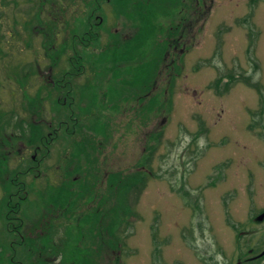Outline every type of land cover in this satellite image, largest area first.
Segmentation results:
<instances>
[{"label": "rangeland", "instance_id": "obj_1", "mask_svg": "<svg viewBox=\"0 0 264 264\" xmlns=\"http://www.w3.org/2000/svg\"><path fill=\"white\" fill-rule=\"evenodd\" d=\"M16 1L18 6L12 8ZM212 2V8L204 10L211 12V17L206 18L203 27H197L199 41L187 43L178 52L183 54L182 58L178 57L182 71L174 86L171 105L144 116L146 111L141 105L130 100L129 107L133 108L134 103L139 119H132L133 111H126L125 107L121 115L115 113L113 118L122 126L115 130L108 127L112 131L107 133L112 138L102 158L104 180L113 171H126L135 165L143 153V157L147 154L151 133L162 131L155 150L150 148L148 154V158L152 155L156 176L148 178L140 198L135 200L136 216L129 226L124 223L119 228V236L126 242L115 255L121 264H264V0ZM32 4L33 0H0V108L14 110L16 114L22 110L19 105L11 108L16 106L10 104L14 99L12 86L16 88L11 73L17 74V82L21 79L19 71L22 77L27 73L26 69L19 68L31 65L36 79L29 80L28 88L33 90L36 82L45 83L41 73L45 67L53 68L51 59L36 57V52L44 53L43 36L35 29L37 21L31 19L37 11L36 7L31 10ZM48 11L49 7L42 14ZM44 14L41 19L46 21ZM103 20L101 17L96 24ZM169 26L155 42L150 40L153 45L157 42L155 47L159 52L170 41ZM27 39L34 49L24 45ZM131 50L130 56H142L151 64V58L157 56L151 53L152 49L144 48V55L141 51L134 52V47ZM119 57L108 59L107 63ZM121 58L125 61L121 67L127 68L130 60L120 57L119 62ZM162 62L163 59L155 66L162 67ZM166 64L169 61L163 66L162 74ZM105 70L106 64L99 72ZM127 76L125 69L113 83H108L106 77L96 87L93 81L92 89L86 91L78 109L94 107L99 116L92 120L101 117V124L105 126L113 117L109 112L119 94L133 95L130 92L134 91L149 102L157 90L156 94L161 96L160 90L165 88V81L158 82V79L149 92L148 83L121 88ZM219 78L222 80L216 89L214 85ZM17 87L19 103L22 87ZM24 116L29 117L25 113ZM30 119L35 121L36 116ZM50 119L51 114L43 118ZM82 121L91 124V121ZM20 147L27 158L30 151ZM10 150L1 157L8 160V167L12 169L15 154ZM53 171L51 168L48 174L52 175ZM3 196L0 186V201ZM1 224L2 220L0 229ZM6 240L1 232L0 244ZM2 252L10 256L0 245Z\"/></svg>", "mask_w": 264, "mask_h": 264}, {"label": "trees", "instance_id": "obj_2", "mask_svg": "<svg viewBox=\"0 0 264 264\" xmlns=\"http://www.w3.org/2000/svg\"><path fill=\"white\" fill-rule=\"evenodd\" d=\"M113 2L33 0L31 10L36 7L37 11L31 19L37 21L35 29L43 36L44 51L43 54L36 52V57L51 59L53 68L49 69H53L52 78L55 83L47 84L43 77L45 83L38 85L36 82L35 88L29 90V80L36 78L31 65L25 64L19 68L27 70L25 77L19 71L21 79L16 82L17 74L11 73L16 88L17 85L22 87V99L18 103L19 91L12 86L11 95L14 94V99L10 104L16 106L11 108L19 105L22 112L16 114L14 110L0 108V186L4 195L0 201V220L3 222L0 233L3 232V239H7L5 244L0 245L10 254L4 256L2 252L0 264H121V259L115 255L126 242L120 238L119 228L124 223L128 225L136 216L133 211L135 200L140 198L148 178L156 176L152 169V155L148 158V154L150 148L155 150V142L162 131L151 133L147 154L143 157V153L135 165L126 171H113L104 180L102 158L112 138L107 131L122 125L113 119L103 126L101 117L96 121L87 119L91 124L83 122L82 115L87 112L78 109L79 102L86 96V91L92 89L93 81L96 87L106 77L108 83H113L125 69L128 70V76L121 82V88L148 83L146 90L149 92L152 89L150 82L157 78L158 72L169 61L163 73L165 88L160 90L163 92L161 96L156 94L157 90L148 102L132 91L130 94L133 95L119 94L112 107V111L120 114L125 107L126 111L130 109L134 113L132 119L140 117L134 106L136 102L146 111L144 116L161 111L162 106L171 102L177 77L182 71L178 57L182 58L183 54L178 52L187 43L182 47L177 42L168 46L171 42L167 41L166 49L162 48L159 52L155 47L157 42L154 45L153 42L164 34L168 27L163 26V22L169 19L172 20L168 35L174 40L176 31L183 26L179 23L183 21L186 12L191 13V9L183 0H152V4L148 5L144 2L138 4L137 0ZM17 6L18 1L12 8ZM48 7L49 11L43 13L46 21H43L42 12ZM105 7L110 20L118 19L122 14L138 21L141 27L134 38L132 36L121 41L117 34L111 33L113 26L106 27V20L96 24L103 17L102 10ZM24 45L34 49L30 39ZM133 47L134 52L141 51L143 55L144 48L148 51L152 49L151 53L157 55L150 60L153 64L142 56H130ZM165 54L170 56L169 59L157 68L155 65ZM119 56L130 60L127 68L121 67L125 61L121 58L119 62ZM113 57L119 58L107 63ZM142 58L144 60L139 62ZM92 61L95 62L94 66ZM105 64L106 70L99 72ZM171 73H174L173 76H170ZM168 80L170 85L166 84ZM221 80H216V89H219ZM230 80L233 79L230 77ZM130 100H134L133 108L129 107ZM165 107L168 108L167 105ZM24 113L29 117L24 116ZM48 114H51V122L43 120L48 118ZM34 115L36 120L31 121ZM108 127L112 130H108ZM100 136H104L102 141ZM21 145L24 150L30 151L27 158L20 150ZM9 150L15 154L12 169L8 167V160L1 157V154ZM141 166L144 170L140 169ZM51 168L54 171L49 175ZM39 213L44 215L36 218L39 215H35ZM41 220L49 224L46 232L37 237L29 236L27 232L31 226L27 222H34L32 227H38ZM60 231L63 233L60 234Z\"/></svg>", "mask_w": 264, "mask_h": 264}, {"label": "flooded vegetation", "instance_id": "obj_3", "mask_svg": "<svg viewBox=\"0 0 264 264\" xmlns=\"http://www.w3.org/2000/svg\"><path fill=\"white\" fill-rule=\"evenodd\" d=\"M106 1L107 2H111V0H106ZM112 1H114L113 4H115V0H112ZM183 1L187 2V7H189V9H191V13H188V12L185 13V17H184L183 21L179 23L180 26H182V25L183 26H182V28H179L176 31V34L174 35V38H175L174 40H171L170 35H167V38L170 39L169 42H172V41L174 42L175 41L174 43L177 42L178 46H180V47H182L184 43H192L194 41H197V42L199 41L197 39V36H198L199 33H196L197 32V27L198 26L203 27L206 18L211 13L209 11H204V10H207L208 7H209V9H211L212 7H210V6H212V4H213L212 0H196V3H194L192 0H183ZM207 1L210 3L209 6H208V2ZM137 3L138 4H142L143 3V4H146V5L152 4V2L149 3V0H137ZM102 13H103L102 16L104 17V21L106 20L105 21L106 22L105 23L106 27H109L107 25L109 24V20L110 19H109L108 14H107L106 7L102 10ZM186 16H189V17H186ZM210 17H211V15H210ZM171 20L172 19H169V21L163 22L164 23L163 26H165V27L169 26L170 23H171ZM111 26H113V29H112L111 33L117 34L118 37H119V40H121V41H126V40L130 39L132 36H133L132 38H134L136 33H137V31L141 27L138 24V21L135 22L133 20V18H128V17H126V16H124L122 14L119 16L118 19H114L111 22ZM179 32H180V34L178 36ZM181 32H182L183 35H181ZM201 39H202V37H200V40ZM179 43H181V45ZM183 47H182V49H184ZM165 56H166V54H165ZM165 56L163 58V62L167 61ZM52 71H53V69H45V70H43L41 72L42 76L44 77V79L49 84H54L55 83V81L52 78V75L51 76L49 75V74H52ZM48 72H50V73H48ZM159 73L161 75H159ZM157 79H158V82H163L164 81V77H163V74H162L161 71L158 72L157 78L154 81L150 82L149 85H150V87H152L151 90H153ZM101 104L103 106L105 105L103 103H101ZM165 105L170 106L171 102H169L168 104H165ZM100 110H101V108H100ZM82 111L83 112H87V114H85L86 118H84L82 120H87V119H91L93 117L99 116L98 112L95 111L94 107H88L87 109H84ZM109 113H110L111 116H113L115 112L110 110ZM122 113H123V111H122ZM111 121H113V117H112ZM38 215H40L38 217V218H40L44 214L43 213H39ZM29 223H31V222H27L28 226L30 225ZM33 223H31V228H28V232H27V234L29 236H33V237H37V236H39L41 234H44L46 232V228L49 225L46 221H43V220H41V222L38 223V227H32Z\"/></svg>", "mask_w": 264, "mask_h": 264}]
</instances>
